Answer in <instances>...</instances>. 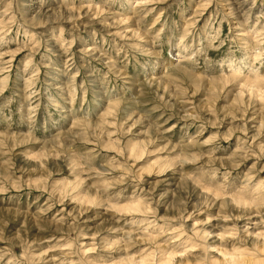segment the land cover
Wrapping results in <instances>:
<instances>
[{
  "label": "rangeland",
  "instance_id": "1",
  "mask_svg": "<svg viewBox=\"0 0 264 264\" xmlns=\"http://www.w3.org/2000/svg\"><path fill=\"white\" fill-rule=\"evenodd\" d=\"M0 33V264L264 263V0H0Z\"/></svg>",
  "mask_w": 264,
  "mask_h": 264
},
{
  "label": "bare ground",
  "instance_id": "2",
  "mask_svg": "<svg viewBox=\"0 0 264 264\" xmlns=\"http://www.w3.org/2000/svg\"><path fill=\"white\" fill-rule=\"evenodd\" d=\"M233 5V4H232ZM233 9H230V12L232 11ZM65 21V20H64ZM67 22V21H66ZM4 34L3 33H0V40L1 39H3L4 38V36H3ZM233 197V196H232ZM235 199L236 200H238V201H240V202H243V198H239V197H237V196H235ZM136 205V204H135ZM126 208V210L129 208V206H126L125 207ZM259 235H261V234H259ZM220 252H221V254H222V257H224V259L227 261L228 259L231 261V262H246L245 260H244V258L241 256V252H239V251H228V250H225V249H220L219 250ZM173 255H174V252H169L168 253V255L166 256L167 258H165L166 260H167V262L166 263H168V264H171V261H172V257H173ZM129 261H127V262H124V263H120V262H117V263H115V264H135V260H133V258H129L128 259ZM255 260V259H254ZM261 262H264V260H261ZM215 263H217V264H222V263H219L217 260L215 261ZM264 264V263H263Z\"/></svg>",
  "mask_w": 264,
  "mask_h": 264
}]
</instances>
